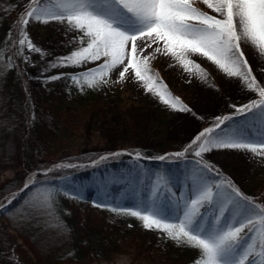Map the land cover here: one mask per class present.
Returning a JSON list of instances; mask_svg holds the SVG:
<instances>
[{
  "label": "rangeland",
  "instance_id": "obj_1",
  "mask_svg": "<svg viewBox=\"0 0 264 264\" xmlns=\"http://www.w3.org/2000/svg\"><path fill=\"white\" fill-rule=\"evenodd\" d=\"M28 5L29 0H21L16 6L15 14L18 15L10 21L11 36L6 45L9 46L13 66L26 88L29 121L40 123L47 131L53 132L57 153L43 157L38 154L39 167L26 172L19 188L0 197L1 240L6 241L3 234H7L13 245L21 247L27 258L39 264L37 253L41 250L33 244L31 248V242H27L20 231L10 225L3 212L11 204L9 201L12 202L26 188V184L34 182L39 172L76 167L86 169L88 175L75 177L66 173L57 182L71 204L64 211H76L79 222L102 227L111 237H115V233L108 230L112 224L134 227L137 232H133L132 240L126 234L124 238H119L121 249L109 258H93L85 263L61 260L59 264H193L197 250L178 246L162 231L147 229L138 218L112 212L110 208H134L141 202L146 206L153 199V188L159 187L162 190L157 196L170 215L174 210L171 202H182L189 191L192 176L199 173L196 164L199 158L187 154L177 158L170 154L182 151L199 132L212 127L216 117L235 114L233 123H247L251 126L249 134L255 132L260 128L259 123H254L251 118L246 121L244 115L236 114L233 105L239 107L258 100V94L249 91L239 79L227 76L217 65L198 54L190 55L195 64L187 68L171 56H166L163 61L155 57L149 59L150 74L156 77L157 85L153 92H147L143 82L134 78L131 71L125 74L123 80L116 70H112L105 77L106 83L101 81L96 87H88L82 81L83 86L78 85L70 77L94 68L102 61L82 67L52 68L58 58L86 46L81 45L79 33L68 31L66 25L55 21L45 24L30 20L24 31L41 48L43 55L29 52L26 47L21 54L18 43L21 26L18 21L21 14L28 10ZM194 6L213 14L199 0ZM241 47L252 74L264 86V57L250 44L242 41ZM147 51L150 53L152 50ZM196 64L200 67H195ZM61 74V79H48ZM161 82L167 86L166 89L159 87ZM157 89L164 93L166 99L178 97L180 104L177 108L186 105L191 111H179L170 103H164L156 94ZM161 150L164 151L156 153ZM222 150L204 154V161L218 168L221 174L212 173L211 176L216 180L221 177L230 180L246 197L264 205V158L254 157L239 165L226 157L228 153L221 154ZM143 151L154 153L149 155ZM92 153H98V156L91 161L77 160V155ZM120 154L127 155L126 161H116L117 168L111 166L114 161L110 159ZM161 156L167 158L161 160ZM22 169L21 166L5 169L0 174V184L20 175ZM158 177L165 179L157 184ZM175 193L179 196L178 200L172 199ZM32 213L27 211L25 216L31 219L36 211ZM124 220H127L126 223H123Z\"/></svg>",
  "mask_w": 264,
  "mask_h": 264
},
{
  "label": "snow or ice",
  "instance_id": "obj_2",
  "mask_svg": "<svg viewBox=\"0 0 264 264\" xmlns=\"http://www.w3.org/2000/svg\"><path fill=\"white\" fill-rule=\"evenodd\" d=\"M196 2L29 0L28 10L18 21L21 26L18 43L21 54L26 47L29 52L43 55L41 48L24 31L30 20L45 24L55 21L66 25L68 31L79 33L81 45L86 46L58 58L51 67H82L102 61L70 77L81 86L96 87L101 81L106 83L105 77L112 70L117 71L121 80L131 71L134 78L143 82L147 92H153L157 85L156 77L150 74L151 56H171L187 68L195 64L190 55L198 54L257 93L258 100L239 107L233 105L236 114L244 115L246 121L251 118L259 123L260 128L255 132L249 134L251 126L247 123H233L235 114L216 117L212 127L199 132L182 151L170 154L177 158L186 154L199 158L196 160L199 173L192 176L182 202H171L174 210L170 215L157 196L162 190L159 187L153 188V199L146 206L141 202L134 208L112 207L110 210L136 217L145 228L162 231L178 246L197 250L193 264H264V205L246 197L230 180L214 179L211 174L220 176L219 169L204 161L205 153L221 149L248 151L264 158V86L252 74L241 47L242 41L250 44L264 57V0H199L213 14L195 7ZM62 75L48 79H61ZM159 87L166 89L167 86L161 82ZM156 94L173 108L180 104L178 97L166 99L158 89ZM177 110L191 111L186 105ZM137 156L139 158V154ZM161 179L165 178L158 177L157 184ZM45 200L53 202L52 194L47 193Z\"/></svg>",
  "mask_w": 264,
  "mask_h": 264
},
{
  "label": "trees",
  "instance_id": "obj_3",
  "mask_svg": "<svg viewBox=\"0 0 264 264\" xmlns=\"http://www.w3.org/2000/svg\"><path fill=\"white\" fill-rule=\"evenodd\" d=\"M20 1L0 0V174L10 167L21 166L23 169L20 175L1 182L0 197L10 190L19 188L26 172L39 167L38 154L43 157L57 153L54 150L57 141L53 132L47 131L40 123L29 121L26 88L21 75L13 66L12 55L8 44L6 45L11 36L9 24L12 17L17 14L15 8ZM143 152L149 155L154 153ZM97 156L98 153L77 155V160L87 162ZM126 158L125 154L114 156L110 159L114 161L111 166L117 168L116 161L125 162ZM66 173L75 177L88 175L86 169L76 167L60 168L47 173L39 172L34 182L16 195L3 215L12 227L20 231L27 242H31L29 244L31 248L33 244L41 250L37 253L39 264H59L61 260L85 263L93 258L111 257L121 249L119 238H124L126 234L132 240L133 232L137 231L127 225L123 227L112 224L108 230L115 233V237H111L102 227H96L89 222H79L80 218L76 211L65 212L64 209L71 207V204L58 188L57 182ZM47 193L52 194L53 202H46ZM27 211L30 213L36 211L33 219L25 216ZM125 221L127 220L123 223H126ZM0 231L2 232L1 228ZM3 235L6 241L0 238V264H35L27 258L21 247L11 243L7 234ZM47 256L50 258H46ZM58 257L59 259L54 262Z\"/></svg>",
  "mask_w": 264,
  "mask_h": 264
},
{
  "label": "bare ground",
  "instance_id": "obj_4",
  "mask_svg": "<svg viewBox=\"0 0 264 264\" xmlns=\"http://www.w3.org/2000/svg\"><path fill=\"white\" fill-rule=\"evenodd\" d=\"M153 47H155V45L153 46ZM150 50H152V49H150ZM152 52V51H151ZM150 52V53H151ZM157 58V59H159L160 61H163V59L166 57L165 55H161V54H155V55H153V56H151L150 57V59L151 58ZM258 58V57H257ZM215 152L216 153H219L220 151H218V150H213V151H211L210 153H214L215 154ZM226 153H228L227 155H226V157L229 159V160H231L232 161V163H234V164H239L240 165V163L241 162H244L245 160H252L255 156H253V154L251 153V152H248V151H242V150H225V149H223L222 151H221V154H226ZM178 198H179V196H177L176 195V193L174 194V196L172 197V199L173 200H178Z\"/></svg>",
  "mask_w": 264,
  "mask_h": 264
}]
</instances>
